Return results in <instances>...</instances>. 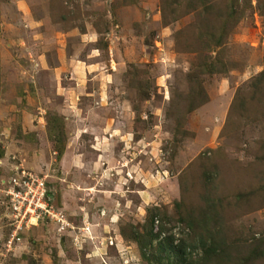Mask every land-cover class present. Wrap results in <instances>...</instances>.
<instances>
[{
  "label": "rangeland",
  "instance_id": "obj_1",
  "mask_svg": "<svg viewBox=\"0 0 264 264\" xmlns=\"http://www.w3.org/2000/svg\"><path fill=\"white\" fill-rule=\"evenodd\" d=\"M188 1L0 0V183L23 158L61 219L17 245L1 185L0 264H157L158 239L146 258L139 243L164 229L193 264L264 255V100L248 88L264 0H233L212 52L229 1L203 17ZM216 58L227 73L203 68ZM203 240L220 247L209 263Z\"/></svg>",
  "mask_w": 264,
  "mask_h": 264
},
{
  "label": "trees",
  "instance_id": "obj_2",
  "mask_svg": "<svg viewBox=\"0 0 264 264\" xmlns=\"http://www.w3.org/2000/svg\"><path fill=\"white\" fill-rule=\"evenodd\" d=\"M178 1L179 0H174L173 3L177 6H180L181 3ZM228 1H229V3L226 7V11L220 10L219 11L220 13L215 15V16H217L216 17V20L218 21L217 24L222 22L223 26L221 27V29L218 30V29H215V27H214L212 29H209L211 32L209 31L207 34L204 35V36H207V38H208L207 44H206L207 45L206 46L207 51L212 52L215 48L223 47L224 37L227 36V34L230 32V29L232 28V26L234 24H236V22L241 18L238 11H236V9L232 6V4H230V3H232L233 0H228ZM162 2H163V0H162ZM212 6H213L212 0H191V1L187 2L185 8L187 10H189V12L198 13L201 16V15L209 14L208 11H212L211 10ZM176 12L177 11H173L174 14ZM202 12L204 14H202ZM201 17H203V16H201ZM205 19H206V17H205ZM222 62L223 61H219L216 58L215 62L205 63L203 65V68L207 72L212 73V74H214V73H222V74L227 73L228 72V66H226L225 64H222ZM200 68H201V66L199 67V69ZM248 88L253 91V94H258L260 96V98H261L260 101L264 100V69L258 76L254 77L248 83ZM246 103H245V105H246ZM262 104H263L262 106L264 107V101ZM196 106L197 105L195 104V102H193L191 105V110H194V108H196ZM263 122H264V116H263ZM49 125H50V123H49ZM60 151L63 152L62 148H60ZM50 194L51 193H48L49 196H51ZM147 234L149 235L148 238L146 239L147 243H144L142 240H140L141 242L139 243L140 245H142V247H140V249H141L142 256L144 258L149 256L147 254V250L152 248L154 240L158 239L157 244H159V256H158L159 260L156 261L157 264H193L194 262H202V261L192 257L191 251H190L191 253H188L189 249L183 244L184 242L181 241V243L174 245L173 236L167 237L166 233H165V229L163 232L161 231L159 233H154V232L150 231V232L146 233L145 235H147ZM163 234H164V236H162ZM203 241H204L203 246L209 247V248L206 249V252L204 251L205 252L204 257H202V259L209 263V259L207 257L208 256H218L219 253H217L216 250L220 249V247H218L214 244H208L205 240H203ZM188 254L190 256H187ZM263 256L264 255L256 254V257H255V252H254L249 257H247L245 259H241V260H244V262L242 264H247L248 261L251 262V260H253V259L259 260L260 259L259 257H263Z\"/></svg>",
  "mask_w": 264,
  "mask_h": 264
},
{
  "label": "built area",
  "instance_id": "obj_3",
  "mask_svg": "<svg viewBox=\"0 0 264 264\" xmlns=\"http://www.w3.org/2000/svg\"><path fill=\"white\" fill-rule=\"evenodd\" d=\"M46 176L37 175L27 167V162H19L15 166V175L9 180H2L0 186H4V195L8 197L5 207L10 210L15 219H20L15 225V231L12 232V241L17 245L23 243L22 235L25 233V228H28L30 221H40L47 219L49 222H61L57 211L54 209L55 203L53 197L49 196ZM28 218V221H24ZM24 221V223H22ZM61 231L64 226L61 225ZM13 248V244L8 240V250Z\"/></svg>",
  "mask_w": 264,
  "mask_h": 264
},
{
  "label": "crops",
  "instance_id": "obj_4",
  "mask_svg": "<svg viewBox=\"0 0 264 264\" xmlns=\"http://www.w3.org/2000/svg\"><path fill=\"white\" fill-rule=\"evenodd\" d=\"M91 139H92V140H90V142L93 141L94 138H91ZM94 140H95V139H94ZM67 153H68V152H67ZM61 162H62V161H61ZM26 240H27V239H26Z\"/></svg>",
  "mask_w": 264,
  "mask_h": 264
}]
</instances>
